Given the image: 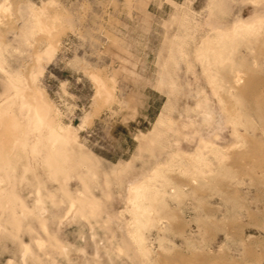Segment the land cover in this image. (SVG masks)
<instances>
[{
	"label": "rangeland",
	"instance_id": "374dc122",
	"mask_svg": "<svg viewBox=\"0 0 264 264\" xmlns=\"http://www.w3.org/2000/svg\"><path fill=\"white\" fill-rule=\"evenodd\" d=\"M213 1L0 0V97L34 78L75 157L56 171L9 153L0 264H264V20L216 42L264 19V0ZM209 42L227 66L210 65Z\"/></svg>",
	"mask_w": 264,
	"mask_h": 264
},
{
	"label": "bare ground",
	"instance_id": "6f19581e",
	"mask_svg": "<svg viewBox=\"0 0 264 264\" xmlns=\"http://www.w3.org/2000/svg\"><path fill=\"white\" fill-rule=\"evenodd\" d=\"M216 0H214L213 1V3L215 2ZM218 2V0L216 1V3ZM212 3V2H211ZM213 3H212V5H213ZM219 3H221V2H219ZM218 4V3H217ZM221 5V4H220ZM214 8V7H213ZM218 10V9H217ZM215 11V10H214ZM33 13V12H32ZM220 13V12H219ZM211 14H212V12H211ZM215 14V13H214ZM216 15V14H215ZM209 16H211V15H209ZM250 18V17H249ZM215 19H217V18H215ZM264 19H261V17H258L257 15L255 16V15H253V16H251V18L248 20H246V21H244V20H242V21H239V23L237 24V25H232V32L230 31V30H228L227 31V29L225 30V31H227V33H229V31H230V34H227V33H223V30H222V33L220 34V30H219V35L217 36V38H218V40L216 41V39H215V41L218 43H220V41H224V39H226V40H230V41H232V40H234V39H236L237 37H241V38H243V37H245L246 35L247 36H251V35H254V34H257L258 32H259V28H261L262 26V21H263ZM216 23V22H215ZM215 27V26H214ZM219 27V26H218ZM221 28H223V27H221ZM207 36V35H206ZM209 36V35H208ZM207 36V37H208ZM176 40V39H175ZM228 40V41H229ZM172 42V41H171ZM178 43V42H177ZM205 43H206V40H205ZM204 43V44H205ZM230 43H232V42H230ZM229 43V44H230ZM174 44V43H173ZM208 45L205 47V56L206 57H209V59L211 60H209L208 58H204V55L201 53V55H203V56H201L200 55V59L203 57V59H208V61L209 62H211L210 63V65L211 64H214V65H218V66H227V62L224 60V58H225V56H226V53H225V50L227 49V48H225V46H217V45H219V44H217V45H213V43H207ZM222 44H223V42H222ZM225 44V43H224ZM233 44V43H232ZM228 46V45H227ZM176 47V46H175ZM229 48H230V46H228ZM236 47V46H235ZM179 49V48H178ZM175 52V51H174ZM199 53V52H198ZM170 55V54H169ZM199 55V54H198ZM225 55V56H224ZM38 56V55H37ZM37 58V57H36ZM228 58V57H227ZM173 60H174V58H173ZM178 60V59H177ZM231 60V59H230ZM206 61V60H205ZM204 61V62H205ZM172 62V61H171ZM178 62V61H177ZM207 62V61H206ZM205 62V63H206ZM208 62V63H209ZM213 62V63H212ZM225 63V64H224ZM206 66L208 65L207 63L205 64ZM204 65V67L205 68H202V69H207L206 71H205V73L206 72H209V65H208V67H206ZM190 67V66H189ZM211 67V66H210ZM35 70V69H34ZM191 70V69H190ZM213 70V69H212ZM202 72H203V70H202ZM193 73V72H192ZM210 73V72H209ZM208 74V73H207ZM211 74V73H210ZM209 74V75H210ZM226 74V73H225ZM166 75V74H165ZM212 75V74H211ZM237 75V74H236ZM235 75V76H236ZM30 76H32V75H30ZM208 76V75H207ZM224 76V75H223ZM218 77V76H217ZM29 78V77H28ZM208 78V77H207ZM209 78L211 79H213L214 77H211V76H209ZM237 78V77H236ZM11 79L14 81V83H11V86H10V88H8V89H6L5 91H6V97H4V96H1V97H4L3 99H0V170H1V167L2 166H4V162L6 161V158L8 157V155H9V153L13 150V149H21L22 151H23V154H25V156L26 155H28L29 156V158H28V156H26L25 158H28V159H33V161L34 160H37V162H41V164H45L46 165V167H50V168H52V169H50V170H60L61 169V165H63V163H65V161H66V157H67V155H71V150H69V147H68V150L69 151H71L70 152V154H67V148H66V146H67V142L69 141L70 142V138H69V136H68V138L66 137V136H64V135H62V133H60L59 132V127H58V121H57V118H56V115H55V112H54V109L52 108V106L49 104V102L47 101V100H45V98L42 96V94H41V92H39L36 88H34L33 86H32V83H33V79L34 78H30L31 79V83H29V84H26L27 82H25V81H23V79L21 78V77H19V76H17V74L15 75V78H12L11 77ZM165 79V78H164ZM212 79H211V81H212ZM222 79V78H221ZM207 80V79H206ZM214 80V79H213ZM166 81V80H165ZM235 81V80H234ZM172 82V81H171ZM17 83V84H16ZM168 83V82H167ZM167 83H165V84H167ZM208 83V82H207ZM171 84V83H170ZM212 84V83H211ZM218 84V83H217ZM221 84H223V82L221 83ZM236 84V83H235ZM169 86V85H168ZM216 86V85H215ZM214 86V87H215ZM175 87V86H174ZM168 88H170V87H168ZM173 88V87H172ZM212 88V87H211ZM176 89H178L177 87H176ZM176 89L174 90V91H176ZM170 90V89H169ZM229 90V89H228ZM98 91L99 92H101L102 93V95H103V100L105 101V102H109V101H111L112 100V98H113V96H112V93L110 92V90L108 89V88H106V86H104V85H99V88H98ZM174 91L172 92L173 94H174ZM198 91V90H197ZM178 92V91H177ZM176 92V93H177ZM5 93V92H4ZM175 93V94H176ZM3 95V94H2ZM169 95V94H168ZM202 96V95H201ZM0 97V98H1ZM202 98H204V97H202ZM199 99H201V98H199ZM198 99V100H199ZM204 101H205V98H204ZM203 103V102H202ZM205 103H207L206 101H205ZM225 103V102H224ZM200 105V104H199ZM202 106V105H201ZM201 106H199V107H201ZM203 106H204V103H203ZM210 106V105H209ZM195 107V106H194ZM206 107V106H205ZM205 107H203L204 108V110L206 109ZM225 107V106H224ZM197 108H198V106L196 107V108H194V109H196L197 110ZM226 108V107H225ZM224 108V109H225ZM201 110H202V108H200ZM208 110H209V108H207ZM207 109L204 111V112H202V113H200V116H203V114H205L206 113V111H207ZM212 109V108H211ZM223 109V110H224ZM199 110V109H198ZM213 110V109H212ZM203 111V110H202ZM193 112V111H192ZM196 112H198V111H196ZM209 112H211V110L209 111ZM218 112V111H217ZM223 112V111H222ZM224 112H225V110H224ZM187 113V112H186ZM213 113V112H212ZM227 114V113H226ZM160 115V114H159ZM188 115V114H187ZM195 115V114H194ZM193 115V116H194ZM219 115V114H218ZM222 115V114H221ZM207 116V115H206ZM212 116V115H211ZM223 116H224V113H223ZM163 117H164V115H163ZM196 117V116H195ZM210 117V116H209ZM216 117V116H215ZM220 117V116H219ZM164 118H166V117H164ZM163 118V119H164ZM203 118V117H202ZM205 118V117H204ZM221 118V117H220ZM232 118V117H231ZM159 119H161V118H159ZM206 119V121H208V119L207 118H205ZM205 119H202L203 120V122L206 124V121H204ZM178 120H180L181 121V118L180 119H178ZM177 120V121H178ZM189 120V119H188ZM187 120V121H188ZM213 120H214V118H213ZM224 120H225V118H224ZM160 121V120H159ZM159 121H158V123H159ZM162 121V120H161ZM160 121V122H161ZM177 121H176V123H177ZM194 121V120H193ZM210 121H211V119H210ZM214 121H216V119L214 120ZM163 122V121H162ZM162 122L160 123V124H162ZM190 122V121H189ZM230 121H228V123H229ZM157 123V124H158ZM232 123V122H231ZM181 124V123H180ZM208 124V123H207ZM210 124V123H209ZM215 124H216V122H215ZM156 125V124H155ZM199 125H201V124H199ZM228 125V124H227ZM181 126H184V125H180V128H181ZM186 126V125H185ZM184 126V127H185ZM191 126H192V128H193V125L191 124ZM207 126V125H206ZM156 127H158L157 125H156ZM162 127V126H161ZM174 127H175V125H174ZM177 128L176 129H174V130H178V128H179V126H176ZM213 127V126H212ZM158 128H160V127H158ZM164 128V127H163ZM167 128H169V127H167ZM172 128H173V126H172ZM181 129H183V128H181ZM161 130V129H160ZM167 130V129H166ZM180 130V129H179ZM188 130V129H187ZM232 130V129H231ZM156 132V130H153V132ZM233 131V130H232ZM231 131V132H232ZM152 132V131H151ZM160 132V131H159ZM172 132V131H171ZM174 132V131H173ZM175 132H178V131H175ZM182 132V131H181ZM235 133H236V131H234ZM234 133V134H235ZM159 134V133H158ZM173 134V133H172ZM182 134V133H181ZM195 134V133H194ZM217 134V133H216ZM233 134V133H232ZM155 135H157L156 133H155ZM184 135V134H183ZM183 135H182V137H183ZM191 135V134H190ZM237 135V134H236ZM75 136V135H74ZM176 136H177V134H176ZM180 136V135H179ZM212 136V135H211ZM72 137H73V135H72ZM187 137V136H186ZM197 137H198V135H197ZM213 137V136H212ZM158 138V137H157ZM160 138H162V136L160 137ZM181 138V137H180ZM219 138V137H218ZM69 139V140H68ZM76 139V138H75ZM169 139V138H168ZM192 139V138H191ZM159 140V139H158ZM163 140V139H162ZM176 140H178V138L176 139ZM180 140V139H179ZM183 140V139H182ZM185 140V139H184ZM202 140V139H201ZM212 140V139H211ZM72 141H73V139H72ZM167 141V140H166ZM162 142H164V141H162ZM208 142V141H207ZM206 141H205V143H207ZM70 143H72V142H70ZM78 143V142H77ZM175 143V142H174ZM178 143V142H177ZM205 143H203V144H205ZM212 143V142H211ZM161 144V143H160ZM203 144L201 145V146H203ZM208 144H209V142H208ZM162 145H163V143H162ZM207 145V144H206ZM206 145H204V146H206ZM212 145H214V144H212ZM212 145H210L211 146V148H213V146ZM200 147V146H199ZM160 148H162V147H160ZM202 148H204V147H202ZM201 148V149H202ZM71 149H72V147H71ZM77 149V148H76ZM215 149V148H214ZM15 150H13L14 152H15ZM20 150V151H21ZM204 150V149H203ZM211 150V149H210ZM82 151V150H81ZM199 151V150H198ZM206 151V150H205ZM214 151V150H213ZM13 152V153H14ZM83 152V151H82ZM200 152V151H199ZM209 152V151H208ZM211 152V151H210ZM22 153V152H21ZM73 153V155H72V158L74 157V151L72 152ZM84 153V152H83ZM87 153V152H86ZM180 153V152H179ZM182 153V152H181ZM215 153V152H214ZM79 154V150L77 151V155ZM81 154V153H80ZM201 154V153H200ZM183 155V154H182ZM66 156V157H65ZM176 156V155H175ZM175 156H173V158L175 157ZM90 156H86V154L84 155V154H81V155H78V159L76 160L77 161V163H80V164H87V166H89L90 167V165L92 164H90V162H92V161H90V158H92V157H90ZM75 158V157H74ZM11 159V158H10ZM27 159V160H28ZM93 159V158H92ZM91 159V160H92ZM93 160H95V159H93ZM29 161V160H28ZM75 161V162H76ZM30 162V161H29ZM6 164H8L7 162H6ZM96 164V163H95ZM125 164V163H124ZM35 165V164H34ZM39 165V164H38ZM44 165V166H45ZM64 165H66V164H64ZM7 165H5V167H6ZM36 166V165H35ZM86 166V165H85ZM68 167V166H67ZM70 167V166H69ZM92 167V166H91ZM90 167V168H91ZM113 167V166H112ZM128 167V166H127ZM126 166H125V168H127ZM131 167V166H130ZM163 167H165V166H163ZM3 168V167H2ZM34 168V167H33ZM40 168V167H39ZM88 168V167H87ZM6 169V168H5ZM4 168H3V170H5ZM64 169V168H63ZM74 169V168H73ZM160 169V168H159ZM66 171V170H65ZM88 171V170H87ZM93 170H91L90 172H92ZM111 171H113L114 172V170H111ZM166 171V170H165ZM53 171H51L50 173H52ZM55 172V171H54ZM53 172V173H54ZM59 172V171H58ZM121 172H122V169H121ZM124 172V171H123ZM122 172V173H123ZM61 174H62V172H60ZM66 173V172H65ZM95 173V172H94ZM110 173H112V172H110ZM57 174V173H56ZM105 174V173H104ZM120 174V171H118V175ZM114 175V174H113ZM153 175V174H152ZM53 176V175H52ZM95 176V175H94ZM99 176V175H98ZM93 177V176H92ZM114 177H115V175H114ZM117 177V176H116ZM96 178V177H95ZM116 179V178H115ZM151 179V178H150ZM7 180V179H6ZM12 180V179H11ZM90 180V179H89ZM93 180V179H92ZM167 182H169L168 181V179H165ZM1 181V180H0ZM88 181V180H87ZM145 181V180H144ZM164 181V180H163ZM2 182H3V180H2ZM60 182V181H59ZM107 182V181H106ZM115 182H117V181H115ZM142 182V181H141ZM95 183V182H94ZM119 183V182H118ZM138 183V182H137ZM170 183V182H169ZM167 184V183H166ZM9 187V186H8ZM132 187V186H131ZM141 187V186H140ZM140 187H138L139 188V190H140ZM144 187V186H143ZM146 187V186H145ZM3 188H5V190H6V187H3ZM2 188V189H3ZM136 188V187H135ZM137 188V189H138ZM8 189V188H7ZM12 189V188H11ZM134 189V188H133ZM137 189H136V191H137ZM143 189H145V188H143ZM142 188H141V190H143ZM4 190V191H5ZM2 191V190H1ZM1 191H0V198H1ZM4 191H2V192H4ZM16 191V190H15ZM61 191V190H60ZM132 191V190H131ZM11 193H12V191H10ZM68 192V191H67ZM89 192V191H88ZM10 193V194H11ZM16 193V192H15ZM38 192H36V194H37ZM131 193V192H130ZM136 196H142L143 195V193H135V190H134V192H133ZM5 194V193H4ZM3 194V196H5ZM7 194V193H6ZM68 194H69V192H68ZM72 194V193H71ZM9 195V194H8ZM38 195V194H37ZM52 195V194H51ZM78 195V194H77ZM90 195V194H89ZM130 195V194H129ZM132 195V194H131ZM135 195H133L134 197H136ZM10 196V195H9ZM9 196H7V197H9ZM66 196H67V194H66ZM68 196H71V195H68ZM67 196V197H68ZM74 196V195H73ZM16 197V196H15ZM51 197V196H50ZM53 197V196H52ZM90 197V196H89ZM93 197V196H92ZM131 197V196H130ZM4 198L5 197H3V198H1V199H3L4 200ZM10 198H12L13 199V197H10ZM37 199H38V197H36ZM43 198V197H42ZM70 198V197H69ZM17 199V198H16ZM74 199V198H73ZM76 199H87V198H84V196H83V198L80 196H78V198H76ZM91 199H93V198H91ZM91 199H89L88 201H91ZM96 198H94V200H95ZM130 199H132V198H130ZM6 200V199H5ZM4 200V201H5ZM11 200V199H10ZM94 200H92V201H94ZM132 200H141V199H132ZM39 201V199L37 200V202ZM71 201V200H70ZM91 201V202H92ZM1 203H0V206H1V204H3V201H0ZM8 202H9V200H8ZM11 202H12V200H11ZM10 202V203H11ZM36 202V203H37ZM72 202H74V201H72ZM76 202V201H75ZM84 202H87V201H85V200H79V205L81 204V205H83V203ZM90 202V203H91ZM9 203V204H10ZM88 203V202H87ZM86 203V204H87ZM94 203V202H93ZM93 203H92V205H93ZM97 203V202H96ZM8 204V205H9ZM40 204V203H39ZM38 204V205H39ZM78 203H76V205H77ZM7 205V206H8ZM12 205H14V204H12ZM34 205H35V203H34ZM76 205L74 206V209H76ZM88 205V204H87ZM4 206H6V205H4ZM10 206V205H9ZM69 206V205H68ZM71 206V205H70ZM86 206V205H85ZM96 206L97 205H95L94 206V208L97 210V208H96ZM99 206V205H98ZM11 207V206H10ZM35 207V206H34ZM39 209H40V206H37ZM71 208V207H70ZM69 208V209H70ZM86 208H89V209H87V210H91L92 211V209L90 208V207H86ZM3 209V208H2ZM23 209V208H22ZM69 209H68V211L67 212H69ZM42 209H40V211H41ZM72 210V209H71ZM87 210H85V211H87ZM5 211V210H4ZM29 211V210H28ZM43 211V210H42ZM75 211V214L77 213L76 211H78V209L77 210H74ZM74 211H73V214H74ZM15 212V211H14ZM14 212H12V213H14ZM23 213H24V210L22 211ZM71 212V211H70ZM96 211L94 210V214H96L95 213ZM52 213V212H51ZM89 213V212H88ZM92 213V212H91ZM90 213V214H91ZM98 213H99V210H98ZM10 214H11V212H10ZM22 214V213H21ZM42 214V213H41ZM64 214H66V215H68V213H64ZM71 214V213H70ZM75 214L73 215V216H75ZM78 214V213H77ZM86 214V213H85ZM93 214V213H92ZM92 214H91V217H92ZM94 214H93V216H94ZM24 215V214H23ZM34 215V214H33ZM65 215V216H66ZM82 216V214H79V218H81V216ZM99 215H100V213H99ZM10 217H12V215L10 216ZM58 217V216H57ZM83 217V219H84V216H82ZM17 218V217H16ZM38 218V217H37ZM63 218V217H62ZM97 218V217H96ZM101 218V217H100ZM99 218V219H100ZM14 219H15V217H14ZM58 219V218H57ZM83 219H81V220H83ZM86 219V218H85ZM84 219V220H85ZM93 219H95V218H93ZM106 219V218H105ZM111 219V218H110ZM16 220V219H15ZM63 220H64V218H63ZM83 220V221H84ZM104 220V219H103ZM18 221V220H17ZM34 221V220H33ZM32 221V222H33ZM42 221V220H41ZM61 221V220H60ZM64 221H66V220H64ZM86 221V220H85ZM44 222H46V221H44ZM87 222V221H86ZM108 223V222H107ZM40 224V223H39ZM104 224H106V223H104ZM43 227V226H42ZM44 228V227H43ZM17 239V238H16ZM92 239V238H91ZM31 240V239H30ZM133 240V239H132ZM32 241V240H31ZM132 242V241H131ZM130 242V243H131ZM35 245H36V243H35ZM52 245V244H51ZM27 246V245H26ZM25 246V247H26ZM49 246V245H48ZM62 248V247H61ZM27 249V248H26ZM38 249V248H37ZM28 250V249H27ZM38 252V251H37ZM135 252V251H134ZM25 253H26V250H25ZM29 254V253H28ZM124 254V253H123ZM135 254V253H134ZM30 255H31V253H30ZM29 255V256H30ZM126 255V254H125ZM36 256V255H35ZM23 257V256H22ZM28 257V256H27ZM34 257V256H33ZM25 258V257H24ZM36 259V258H35ZM25 260V259H24Z\"/></svg>",
	"mask_w": 264,
	"mask_h": 264
}]
</instances>
